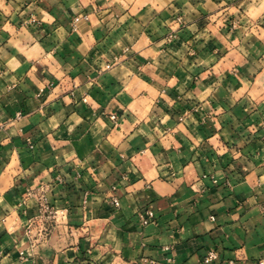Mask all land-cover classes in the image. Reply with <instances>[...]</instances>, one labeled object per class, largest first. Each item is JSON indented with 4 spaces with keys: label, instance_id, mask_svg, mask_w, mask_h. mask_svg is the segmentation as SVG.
<instances>
[{
    "label": "crops",
    "instance_id": "obj_1",
    "mask_svg": "<svg viewBox=\"0 0 264 264\" xmlns=\"http://www.w3.org/2000/svg\"><path fill=\"white\" fill-rule=\"evenodd\" d=\"M210 250L264 260V0H0V264Z\"/></svg>",
    "mask_w": 264,
    "mask_h": 264
},
{
    "label": "built area",
    "instance_id": "obj_2",
    "mask_svg": "<svg viewBox=\"0 0 264 264\" xmlns=\"http://www.w3.org/2000/svg\"><path fill=\"white\" fill-rule=\"evenodd\" d=\"M87 18V16H86ZM80 17L75 18V22L79 21ZM110 65H108L109 67ZM111 118L116 121L117 116L112 115ZM39 199V213H38V220L46 223V222H51V221H58L59 218H64L66 213L65 211L58 209L55 207L53 204H51L46 196L44 194H41L38 196ZM112 203L115 207L120 206V201L117 197H114L112 199ZM156 218V214L154 210L152 209H146L145 211L140 213V219L141 223L144 225H147L151 222H153ZM47 229L43 228L41 233L46 234ZM219 255L216 250H210L206 255L203 256L199 264H219ZM229 264H235L233 261H230ZM259 264H264V260H261Z\"/></svg>",
    "mask_w": 264,
    "mask_h": 264
}]
</instances>
